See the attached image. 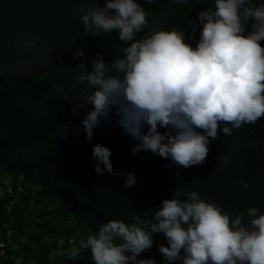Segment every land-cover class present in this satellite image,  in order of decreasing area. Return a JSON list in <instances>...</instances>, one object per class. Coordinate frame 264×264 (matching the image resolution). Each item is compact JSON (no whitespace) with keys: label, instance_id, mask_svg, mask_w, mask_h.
Masks as SVG:
<instances>
[{"label":"clouds","instance_id":"9594fccd","mask_svg":"<svg viewBox=\"0 0 264 264\" xmlns=\"http://www.w3.org/2000/svg\"><path fill=\"white\" fill-rule=\"evenodd\" d=\"M82 12V35L115 31L119 42H131L110 63L97 53L90 71L83 61L73 69L79 70L77 82L92 88L90 93L81 89L87 93L85 103L93 106L82 121L87 141L115 108L117 125L138 142L133 155L150 151L170 158L169 167L186 169L206 162L210 140L221 132L231 136L242 125L264 118V4L214 0V8L198 14L202 27L195 47L185 42L183 31L150 29L149 14L136 0H104L103 6L101 0H91ZM190 26L195 33V24ZM15 43L34 48L37 42ZM102 45L100 41L97 47ZM83 56L82 49L73 52L74 59ZM111 155L109 148L94 145L97 175H123L113 168ZM135 184V175L128 173L124 187ZM184 195V200L173 198L181 196L175 190L152 220L137 215L131 224L113 219L101 223L96 234L67 252L69 259L77 260L87 249L94 264H157L137 257L152 248L154 234L163 233L168 246L160 244L159 252L166 262L264 264V215L257 208L248 209V219L233 218L195 191Z\"/></svg>","mask_w":264,"mask_h":264},{"label":"trees","instance_id":"16d2710c","mask_svg":"<svg viewBox=\"0 0 264 264\" xmlns=\"http://www.w3.org/2000/svg\"><path fill=\"white\" fill-rule=\"evenodd\" d=\"M168 0H136L149 14L148 27L153 28L156 14ZM104 0H101L103 6ZM264 0H253V6ZM214 8V0H193L178 4L169 12L165 30L186 34V43L196 46L201 25L198 14ZM191 23L196 32L192 33ZM251 22L246 25L245 35ZM148 29H145L146 34ZM120 51L131 42H119ZM192 37V38H189ZM264 47V40L261 42ZM64 103L43 73L25 76L0 75V221L14 231L19 264H94L91 252L82 249L77 260L67 252L79 246L109 219L134 223V216L152 220L165 199L175 190L181 200L186 192L195 191L204 199L214 160L215 143L210 140L206 162L190 168L171 165V159L157 154L145 156L141 151L119 149L111 159L113 168L123 175H97L93 158L96 144L112 151L111 145L93 134L86 140L82 125ZM62 129H66L63 134ZM241 142L237 172V190L246 192L264 179V118L236 129ZM132 173L136 184L125 188V177ZM10 179L7 192L4 178ZM257 208L264 215V184L238 199L232 215L247 217L248 209ZM153 246L137 259H153L168 264L159 245L168 246L163 233L153 235ZM12 252V250H9ZM7 254H9L7 252ZM11 255L5 264H12Z\"/></svg>","mask_w":264,"mask_h":264},{"label":"water","instance_id":"95a60500","mask_svg":"<svg viewBox=\"0 0 264 264\" xmlns=\"http://www.w3.org/2000/svg\"><path fill=\"white\" fill-rule=\"evenodd\" d=\"M190 1L193 0H168L156 14L152 29L165 30L171 9ZM90 2L91 0H0V75L25 76L43 72L77 118L76 125H82L85 115L93 106L85 103L87 93L81 92L82 88H87L90 93L92 88L86 82H77L79 70L73 69L83 61L90 71L91 62L97 58V53L102 54L108 63L122 55L112 32L94 37L82 35V27L78 30L80 17L84 14L82 9L89 7ZM30 39L37 42L34 48L15 43ZM100 41H103V45L97 47ZM77 49H82L84 56L74 59L73 52ZM111 113L107 122L102 119L100 126L93 130L94 135L111 145L110 160L119 149L132 150L138 143L117 125L119 117L115 114V108L111 109ZM144 131H147V126ZM158 131L164 133L166 129L158 128ZM214 143V160L204 199L222 206L230 217L235 218L232 215L235 202L262 186L264 179L248 191L238 192L236 182L241 142L236 129L231 136L221 132ZM143 152L145 156L152 154L150 151ZM262 153L264 155V147ZM168 264L180 262L172 261Z\"/></svg>","mask_w":264,"mask_h":264},{"label":"built area","instance_id":"2783aa9c","mask_svg":"<svg viewBox=\"0 0 264 264\" xmlns=\"http://www.w3.org/2000/svg\"><path fill=\"white\" fill-rule=\"evenodd\" d=\"M3 183L7 185L6 191H11L10 179L8 177L4 178ZM2 195V189L0 188V196ZM14 231L7 227L5 222L0 221V264H5V256L11 255L10 261L12 264H19L20 258L16 257L14 251L18 250L17 241L13 239ZM12 250L10 252L9 250ZM7 252L9 254H7Z\"/></svg>","mask_w":264,"mask_h":264}]
</instances>
